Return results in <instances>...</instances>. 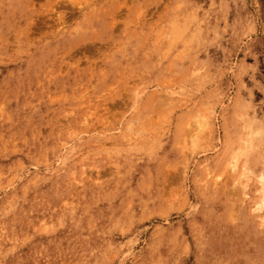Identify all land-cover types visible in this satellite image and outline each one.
Listing matches in <instances>:
<instances>
[{"label":"rangeland","instance_id":"1","mask_svg":"<svg viewBox=\"0 0 264 264\" xmlns=\"http://www.w3.org/2000/svg\"><path fill=\"white\" fill-rule=\"evenodd\" d=\"M260 174L264 0H0V264H264Z\"/></svg>","mask_w":264,"mask_h":264},{"label":"bare ground","instance_id":"2","mask_svg":"<svg viewBox=\"0 0 264 264\" xmlns=\"http://www.w3.org/2000/svg\"><path fill=\"white\" fill-rule=\"evenodd\" d=\"M247 144V143H246ZM250 144V143H249ZM248 144V147L250 148V145ZM237 159H238V157H235L234 158V162L231 164V166H232V168H234L235 167V164H236V162H237ZM231 170V169H230ZM244 172V171H243ZM243 172H242V175L244 176V174H243ZM247 172V171H246ZM241 173V172H240ZM245 173V172H244ZM249 173V172H248ZM257 181V180H256ZM258 183H259V186H260V189H259V191H258V193H259V198H258V200L256 201V202H254V204H255V210L256 211H258V213H259V211L260 210H262L263 208H264V175L263 174H260L259 176H258ZM247 184V183H246Z\"/></svg>","mask_w":264,"mask_h":264}]
</instances>
